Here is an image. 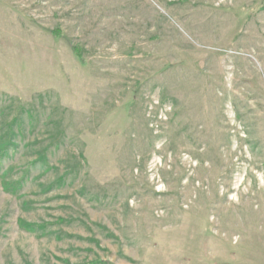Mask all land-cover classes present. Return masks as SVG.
Masks as SVG:
<instances>
[{"label": "rangeland", "instance_id": "374dc122", "mask_svg": "<svg viewBox=\"0 0 264 264\" xmlns=\"http://www.w3.org/2000/svg\"><path fill=\"white\" fill-rule=\"evenodd\" d=\"M0 264H264V0H0Z\"/></svg>", "mask_w": 264, "mask_h": 264}, {"label": "trees", "instance_id": "16d2710c", "mask_svg": "<svg viewBox=\"0 0 264 264\" xmlns=\"http://www.w3.org/2000/svg\"><path fill=\"white\" fill-rule=\"evenodd\" d=\"M54 35L57 36V35H59V33L56 32V33H54ZM74 54H75L79 59L82 58V57H81L82 53H81V51H80L79 49H75V50H74ZM21 224H22V226H24V227L27 228V229H32V228H33L31 225L25 224V223H23V222H21Z\"/></svg>", "mask_w": 264, "mask_h": 264}]
</instances>
